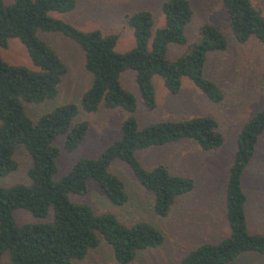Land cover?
Here are the masks:
<instances>
[{
    "label": "trees",
    "instance_id": "trees-1",
    "mask_svg": "<svg viewBox=\"0 0 264 264\" xmlns=\"http://www.w3.org/2000/svg\"><path fill=\"white\" fill-rule=\"evenodd\" d=\"M220 3L233 39L239 44L254 39L264 49L261 11L250 0ZM76 4L77 0H0V49L17 39L34 68L10 64L0 56V178L17 170L14 153L18 147L30 159L27 184L0 186V264H76L101 245L111 249L116 264L132 263L138 253L163 244L161 231L145 222L126 225L114 214L97 213L73 199L83 197L93 184L111 204L125 205L126 185L110 171L114 162H121L153 196V212L166 217L175 200L193 190L194 182L171 174L163 165L146 170L137 153L182 140L193 141L203 151L218 149L224 142L217 121L208 116L166 119L145 126H140L135 116L138 99L146 111L156 108L155 79L171 95L178 94L183 81L188 80L208 101L223 99L219 86L205 76V69L210 53L226 50L227 38L215 26L204 24L197 40L189 43L186 30L194 14L189 0H164L160 5L163 24L157 28L148 10L125 16L134 40V46L125 52L117 50V34L81 31L53 17L72 12ZM42 33H58L72 40L82 52L91 82L79 105H61L33 121L25 105L54 99L67 72L56 51L40 37ZM171 47L186 50L170 59ZM127 71L134 74L138 97L122 85ZM99 108L127 114L119 137L98 156L80 157L56 179L60 154L56 141L64 137V150L75 152L89 124L74 120L80 112L94 114ZM263 134L264 105L241 126L236 137L226 181L228 236L217 243L200 244L177 264H232L244 254L264 256V232L250 233L248 229L242 186L245 169ZM16 210L26 211L34 221L18 224Z\"/></svg>",
    "mask_w": 264,
    "mask_h": 264
},
{
    "label": "rangeland",
    "instance_id": "rangeland-1",
    "mask_svg": "<svg viewBox=\"0 0 264 264\" xmlns=\"http://www.w3.org/2000/svg\"><path fill=\"white\" fill-rule=\"evenodd\" d=\"M7 2L8 0H4ZM164 0H77L76 8L66 14H53L81 31L100 30L103 35L117 34V50L125 52L134 46L132 31L126 26L125 16L140 10L152 13L155 28L162 26L160 5ZM193 18L187 26L189 43L198 38L204 24L218 28L227 38V48L212 52L206 61L205 76L220 88L223 99L219 103L208 101L188 80L183 81L176 95L169 94L159 79H155L157 106L146 111L138 99L135 116L140 126L160 120H183L208 116L217 121L223 134L222 146L203 151L190 140H182L162 147L137 153L146 170L163 165L171 174L191 178L193 190L175 200L166 217H158L152 209L153 196L136 180L130 169L121 162H114L110 171L121 178L128 194L125 205L117 207L108 202L98 187L89 184L83 197L73 200L90 205L97 213L114 214L126 225L145 222L161 231L164 241L156 248L138 253L130 264H177L189 251L203 243H217L226 238L229 228L225 219V194L228 167L235 150V141L241 126L264 105V49L254 39L237 43L229 30L228 20L220 0H189ZM264 15V0H250ZM40 37L51 46L67 67L57 96L41 104H26L25 112L33 121L61 105H79L82 94L90 85V76L83 67V55L77 45L58 33H42ZM186 47H171L169 58L175 59ZM0 56L13 65L34 69L23 45L12 39ZM122 85L137 91L134 74H123ZM127 114L120 109L99 108L94 114L80 112L74 123L86 121L89 130L79 148L67 153L63 148L64 137L56 141L60 149L57 159L56 179L68 172L72 164L82 156L96 157L119 137L121 122ZM17 170L0 178V186L28 183L27 171L30 159L18 147L14 153ZM247 197L246 216L250 233L264 232V134L257 145L253 160L246 167L242 178ZM18 224L34 221L24 210L14 212ZM76 264H116L111 249L105 245L91 250L82 262ZM232 264H264V256L248 253Z\"/></svg>",
    "mask_w": 264,
    "mask_h": 264
}]
</instances>
